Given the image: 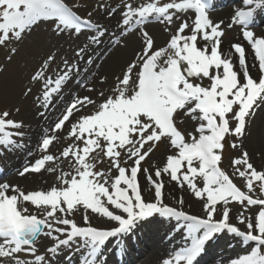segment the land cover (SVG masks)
Masks as SVG:
<instances>
[{
    "label": "snow or ice",
    "instance_id": "snow-or-ice-1",
    "mask_svg": "<svg viewBox=\"0 0 264 264\" xmlns=\"http://www.w3.org/2000/svg\"><path fill=\"white\" fill-rule=\"evenodd\" d=\"M118 2L120 8L109 13L120 17L119 31L111 33L108 25L92 19V11L85 18L78 15L73 10L78 0H0V48L8 49L9 59L18 51L15 45L42 21L49 22L56 39L67 35L76 42L84 37L74 49L75 64L65 59L61 67L49 51L30 77L37 85L43 81L37 96L45 110L41 116L56 107L63 88L79 74L81 60L95 63L91 56L105 38L112 45L115 36L121 37L117 46H127L129 35L140 40L134 58L106 88H88L95 96H69L49 125L53 134L39 141L42 155L19 171L21 177L54 173L53 184L25 191L0 183V264H72L74 252L82 256L79 264H107L111 238L131 239L142 222H152L157 215L163 218L161 225L175 220L171 230L183 231L185 240L162 264H199L202 253L224 236L254 245L228 264H264V169L253 164L245 147L257 112L264 111V37L255 38L248 30L257 10H264V0H243L247 10H237L227 25L243 26V41L255 55L258 78L250 73L254 65L247 63L244 43L222 47L226 32L208 15L213 0ZM100 6L107 8L103 0ZM190 10L195 14L191 23L180 15ZM153 22L169 34L162 45L147 30ZM52 65L55 78L47 75ZM100 82L105 84L107 77ZM30 94L31 87L24 95ZM11 114L0 112V147L16 146L14 137H22L18 130L23 122L10 119ZM65 139L69 143L63 144ZM54 141L62 145L58 153L51 151ZM160 144L168 149L166 162L144 168L143 162ZM226 148L239 153L230 157L231 175L222 167ZM141 174L151 185V199L143 195ZM165 175L200 201L202 216L184 211L182 196L174 197L178 207L164 202ZM233 176L244 181L246 191ZM233 213L236 224L231 222ZM77 214L80 224L71 218ZM92 215L105 218L109 226H94ZM42 237L48 243L38 254ZM119 247L126 252L123 242Z\"/></svg>",
    "mask_w": 264,
    "mask_h": 264
},
{
    "label": "bare ground",
    "instance_id": "bare-ground-1",
    "mask_svg": "<svg viewBox=\"0 0 264 264\" xmlns=\"http://www.w3.org/2000/svg\"><path fill=\"white\" fill-rule=\"evenodd\" d=\"M151 2V0H134L136 4H143ZM166 2V0H161V3ZM235 2L232 5H226L227 3ZM100 0L98 1V5ZM103 4L107 5V8L97 5V13L95 21L99 22L101 25H108L110 27L111 33L119 31L117 28V20L120 19L119 16L113 18L109 13L116 12L120 8V3L118 0H103ZM220 5V7H219ZM223 5V6H221ZM213 7H218V9H213ZM237 10H247V7L243 4V0H213V5L208 15L209 18L222 24V28L225 30L226 35L222 40V47H228L232 43H244L246 48V60L249 65H254L250 68V73L253 77L258 78V63L256 62L255 55L251 50L250 45L243 41L242 31L243 27L241 25H233L231 29L227 28V25L231 22ZM186 17L189 23L194 20L195 14L189 11V13L180 14ZM264 10H257L254 21L249 26L248 30H251L254 34L262 35L264 37ZM49 23V22H47ZM179 23V21H177ZM147 30L154 36L157 45H162L168 38V33L163 30V26L153 22L148 25ZM67 39V35H65ZM63 39V40H65ZM121 37L115 36L112 45H109L108 39L105 38L104 42L96 48L91 59L95 62L94 64L85 65L83 60L80 61L79 74L75 75L70 83L63 88L62 94L59 99L56 100V107L46 110L47 115L41 116V111H45L40 108L37 96L42 94V86L33 84L32 94L22 95L26 98L25 113L21 116V120H26L27 124L24 129L22 140L18 141V145L14 146L16 154L14 155V160L16 165L11 167L8 166V160L2 157L0 161L6 166L3 172H0V183H8L12 186H19L22 190H45L48 189L54 182V173L47 171H42L41 173H29L23 177L19 175V171L27 166V161L31 158H39L42 155L40 150L39 141L43 138L44 134H53L49 130V125L56 115H58V109L66 104L69 96H95V92H89L88 88H93L99 91L102 88H106L107 85L111 84L113 81L114 74H119L124 65L131 59L134 58L136 52L140 48V40L137 35H129L126 40V45H116V41L120 40ZM51 46L50 49L52 53L56 55H61L62 61L65 59H72L73 63H76L74 59V49L78 43L84 41V37L81 36L80 41L73 42L69 40V44H62L63 40L56 39L52 32L49 31V37ZM60 60V64L62 62ZM57 62H59L57 60ZM63 65L61 64V67ZM113 74V75H112ZM55 78V74L51 75ZM107 77V82L102 84L101 78ZM4 89V88H2ZM39 89V91H38ZM5 90V89H4ZM24 103V102H22ZM20 104V103H18ZM257 121L255 124V129L250 131V135L245 141V147L252 156V162L258 169H264V157H261V153L264 152V111H258L256 114ZM255 117V118H256ZM15 119V118H14ZM194 127V123H188L187 130L191 131ZM63 134V133H61ZM69 141L65 139L63 144H67ZM56 145L55 148H51L52 152L58 153L62 149L60 142L54 141ZM51 147V146H50ZM168 149L164 145V149L158 152L154 156L146 168H150L151 165L163 166L166 162V155ZM13 158V157H12ZM57 164L60 162L57 161ZM65 165H61L64 167ZM65 170H67L65 168ZM151 170V168H150ZM140 186L143 195L146 199H151V185H148L143 174L139 176ZM164 182V202L170 204V206H177L176 199L174 197H183L185 204L183 210L189 214L202 216L203 212L201 210L200 201L196 200L191 192L186 188H180L175 182L170 181L167 175L163 176ZM202 182L198 181V185ZM219 207V206H218ZM257 207V206H256ZM254 206V208H256ZM80 224L81 218L71 217ZM91 222L93 225H98L101 228L108 227L109 222L105 218H100L96 215H92ZM163 218L158 215L155 218H150L152 222H142L141 225L134 230L135 234L131 235V239L127 236L117 237L115 240L108 242L107 246V264H162L164 259L170 258L172 253L178 251L181 245L185 243L183 238V231H173L171 230L173 225H176L175 220L171 221L169 224L167 221L161 225L160 221ZM231 222L236 224L235 214H232ZM183 223V222H180ZM242 230H244L243 225H238ZM126 245V251L133 252L134 259H129L126 257L127 252H121L120 245ZM48 243L46 238H41L37 241V251L38 254H43L45 251V245ZM249 242L240 243L237 239L231 236H224L218 240L212 242L210 249L202 253L199 258V264H228L230 259L238 258L239 255L248 254L250 248L253 247ZM127 255V256H128ZM72 264H79L82 256L80 253H72L69 257ZM60 264H67V261H61Z\"/></svg>",
    "mask_w": 264,
    "mask_h": 264
},
{
    "label": "rangeland",
    "instance_id": "rangeland-1",
    "mask_svg": "<svg viewBox=\"0 0 264 264\" xmlns=\"http://www.w3.org/2000/svg\"><path fill=\"white\" fill-rule=\"evenodd\" d=\"M69 0H65V3H68ZM79 7L76 10L82 15L83 18L87 16L88 11L93 12L92 19L95 20V11L97 7L96 0H78ZM232 4V3H227ZM223 6V5H221ZM218 8V7H217ZM216 8V9H217ZM49 31L52 32L51 27L46 21H42L35 27L30 35H26L22 42L15 45L16 49L18 50L17 53L9 59V51L7 48H0V112L4 110H10L11 116L10 119H14L17 121L23 122V128L18 130L22 133L26 127L27 121L21 120V116L25 113L27 102L25 101L26 98L22 95L24 94L26 89L32 87L35 84L34 81L30 79L34 71L38 70V66L42 62L43 58L51 51ZM256 37V36H255ZM63 44H69V40H63ZM52 52V51H51ZM54 54V53H53ZM55 55V54H54ZM56 64H60V57L56 53ZM57 60L59 62H57ZM55 73V65H52V71L48 72L47 75L51 76ZM113 75V74H112ZM43 81L39 84L42 86ZM4 88V89H2ZM24 102V103H22ZM68 102V101H66ZM20 103V104H18ZM19 108L20 111L17 113L15 111L16 108ZM257 121V117L254 119V122L250 126V131L252 132L255 129V124ZM15 131V130H13ZM21 136H15L14 138L18 141L22 140ZM3 148V151L1 150ZM164 149V144H160L158 148L154 151V153L148 158L145 162H143V167H148L150 160L157 155V153ZM16 151L13 147H0V156L7 159L8 162L14 165V155ZM235 150L230 148H226L224 152V158L222 162V167L231 175L233 172L232 167L230 166V157H234L238 155ZM37 157L31 158L27 166L33 163ZM4 168V166H1ZM234 183L237 186L241 187L242 190L246 191L244 187V181L239 178L238 176H233ZM257 197L260 195L259 190L257 189L256 194ZM170 205V204H169ZM234 207H238V205H234ZM256 207V206H255ZM258 207V206H257ZM234 214V213H233ZM76 218H81L79 214L74 216ZM92 217V216H91ZM96 227H100L98 225H94ZM240 227V226H238ZM101 228V227H100ZM242 229V227H241ZM22 258L23 254H21Z\"/></svg>",
    "mask_w": 264,
    "mask_h": 264
}]
</instances>
